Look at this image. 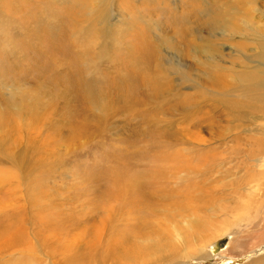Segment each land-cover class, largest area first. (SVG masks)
<instances>
[{
	"label": "rangeland",
	"instance_id": "1",
	"mask_svg": "<svg viewBox=\"0 0 264 264\" xmlns=\"http://www.w3.org/2000/svg\"><path fill=\"white\" fill-rule=\"evenodd\" d=\"M137 66L159 81L144 93L116 81ZM263 83L264 0H0V264L264 257V194L240 196L262 121L229 132L233 104ZM115 88L129 110L81 98Z\"/></svg>",
	"mask_w": 264,
	"mask_h": 264
},
{
	"label": "bare ground",
	"instance_id": "2",
	"mask_svg": "<svg viewBox=\"0 0 264 264\" xmlns=\"http://www.w3.org/2000/svg\"><path fill=\"white\" fill-rule=\"evenodd\" d=\"M46 23V22H45ZM41 25V24H40ZM52 25V24H51ZM50 25V26H51ZM46 26V25H44ZM48 26V25H47ZM49 27V26H48ZM77 28V27H76ZM72 29V28H71ZM75 29V28H74ZM73 30V29H72ZM84 31V32H83ZM72 32V31H71ZM74 32V31H73ZM83 33H85V30H82ZM87 32V31H86ZM81 33V32H79ZM71 34V33H70ZM73 34V33H72ZM71 34V35H72ZM74 35V34H73ZM72 35V36H73ZM91 35V34H90ZM80 37V35H78ZM86 36V35H85ZM76 37V35H75ZM88 37V35L86 36ZM90 37V36H89ZM74 38V37H72ZM91 38V37H90ZM76 39V38H74ZM79 39V38H78ZM82 42V40H81ZM89 42V41H88ZM77 43V42H76ZM91 43V42H90ZM84 44V43H83ZM81 44V45H83ZM86 44H87V41H86ZM74 45V44H73ZM73 48V47H72ZM79 48V47H78ZM83 48V47H82ZM85 48V47H84ZM84 48L82 50H84ZM90 48V47H89ZM91 50V49H90ZM76 51V50H75ZM84 53V52H82ZM152 54V53H151ZM95 57L96 54L94 53ZM145 57V56H144ZM78 58V57H77ZM156 58V56H155ZM158 58V57H157ZM150 57L146 55V60H149ZM134 61V60H133ZM65 62V61H64ZM78 62V59L74 62L75 64ZM84 62V61H83ZM63 63V62H62ZM86 64V63H85ZM133 64V63H132ZM61 65V64H60ZM135 65V63H134ZM137 65V64H136ZM131 66V65H130ZM86 67V66H85ZM77 69H79L77 67ZM85 69V68H84ZM151 71V70H150ZM148 68L144 67H139L137 66V69L135 68V70H133L132 72L130 73H127L125 74L126 72H124L123 74L124 75H121L119 78L116 79V81H122V80H134L136 81L138 84L136 86V89H135V93H144V91H146L145 89L148 88V86H152L149 84V82H156L157 80L155 79L156 75H154V73H151ZM123 72V71H122ZM121 74V73H120ZM119 74V75H120ZM54 76V75H53ZM87 77V75H85ZM159 77V75H158ZM157 77V78H158ZM160 79V78H159ZM163 79V78H162ZM82 80H77L75 81L74 80V84H78V82H80ZM61 82V81H60ZM69 83L73 84L72 81H68ZM159 82V81H157ZM68 83V84H69ZM73 84V85H74ZM85 87V86H84ZM108 86L105 87V89L107 88ZM113 87V86H111ZM263 87H264V83H263ZM72 87L69 88V90L71 89ZM151 88V87H150ZM158 88V87H157ZM66 88H64L65 90ZM68 89V88H67ZM159 90V89H158ZM158 90L155 89V87H152V89L150 90L152 92V95L155 96L157 93H158ZM104 94L100 95V91H91V92H88L87 90H82L81 92V95H82V100L85 101V103L89 106H91L92 108V111L93 112H98V113H102V114H106V110H107V106H105L106 104H101L100 103V100L104 97L105 100H107V104L109 105L110 102H111V98L113 99L114 102L116 103H122V106L125 107L127 110H129V108H131V104H132V101L133 99H130V97H133L134 95H123V93L118 90L117 88H115L114 90L112 89H107V90H104ZM114 93L116 95H114ZM93 95H97V98L94 97ZM152 95H141V100L139 102V104H142L144 106H148L146 104L149 103L150 101V96ZM102 96V98H101ZM94 97V98H93ZM111 97V98H110ZM158 97V96H157ZM155 98V97H153ZM151 98V100L153 99ZM247 100L245 101L244 99V102L243 105H240L238 103H235L233 104L232 108L235 109V110H238L236 113L233 111H231V113L229 114L230 116V122L233 124V127L229 130L230 131H235L236 129L239 128V126H235L234 124H240L243 120H250V119H257L259 121H262L261 125H260V129L259 130V133L257 134V136H254V137H248L247 138V142L249 143V145H251V153L254 155V159H252V162L255 164V161L258 160L259 163V166L257 168H255V174L252 177H247L245 176V178L242 180V183H244V185H246V187H242L244 189V191H246V194H241L240 196L241 197H245V196H248V195H256L257 196H260L262 194H264V95H247ZM162 100V99H161ZM104 102V100H103ZM162 103V102H161ZM136 105V104H135ZM150 105V104H149ZM153 105V104H152ZM156 105V104H155ZM242 108V111L240 110ZM88 110H86V112L83 114V117L81 119V124H82V127H84L86 129V121L90 116V111L87 112ZM146 111V109H145ZM146 114H148L147 112H145ZM150 113V112H149ZM96 114V113H95ZM95 114H91V115H94ZM98 115V114H97ZM93 117V116H92ZM3 119V117H2ZM98 120V119H97ZM256 121V120H255ZM144 122H150V120L145 116V121ZM252 122V121H251ZM260 123V122H259ZM154 124V123H153ZM231 124V125H232ZM250 124V123H249ZM253 125V123H252ZM157 126V125H155ZM253 127V126H252ZM244 129V128H243ZM155 130V129H154ZM257 130V129H256ZM257 130V131H258ZM243 131V130H242ZM157 132H158V129H157ZM238 132H240L238 130ZM237 132V133H238ZM232 133V132H231ZM236 133V132H234ZM159 134V133H158ZM164 134V132H163ZM162 134V135H163ZM241 135V134H240ZM162 139H164V136H162ZM238 140V139H237ZM240 143V142H239ZM246 148V147H245ZM234 150V149H233ZM237 152V151H236ZM237 154V153H236ZM247 154V153H246ZM255 155H257L256 157H259V159H256L255 158ZM218 156V155H217ZM247 158V157H246ZM248 159V158H247ZM161 160V159H160ZM159 160V161H160ZM249 160H250V157H249ZM251 167H249V170H251L255 165H252L250 164ZM113 168V167H112ZM110 168V170L107 172L108 174L106 175V177H117L119 174H120V177L122 175L121 171H124V170H121L119 171V169H116L115 167L112 169ZM162 170L163 169H158L156 168L155 169V172H157V175H160L162 174ZM248 170V171H249ZM124 174H125V171H124ZM155 174V173H154ZM124 176V175H123ZM158 180V179H157ZM161 180V179H160ZM152 181V180H151ZM131 183V182H130ZM135 186V185H134ZM122 193V191H120ZM240 196H237V197H240ZM233 209H235L237 206H234L232 205ZM232 210V209H231ZM197 218V217H196ZM195 220V219H194ZM194 223V222H193ZM192 223V225H193ZM199 225V224H198ZM263 225L264 227V222L262 224H256L255 228L259 227ZM254 227V225H252ZM198 227V226H197ZM194 229V228H193ZM238 233V232H237ZM232 234H236V232H233V233H230V237H228V240L227 242L225 243V247L223 249H226V247L228 248L229 246L235 244V245H238L240 244V236L238 237H234ZM163 235H165V233H163ZM161 236V235H160ZM159 236V237H160ZM163 237H161L160 241L162 240ZM165 239V237H164ZM260 239H263L262 240V243L264 244V236H261ZM167 240V239H166ZM165 242V240H164ZM168 242V241H167ZM221 242V241H220ZM219 242V243H220ZM160 243V242H159ZM170 244V243H169ZM198 245V244H197ZM218 243H215L214 246L212 247V253L211 254H214L215 252H218L221 248H218ZM201 246V245H200ZM209 246V245H208ZM154 247V246H153ZM160 247V245H159ZM174 247V245H173ZM177 247V245L175 246ZM174 247V248H175ZM218 248V249H217ZM238 248V247H236ZM175 249H172V252H174ZM160 251V249H159ZM222 251V250H221ZM254 252V251H253ZM137 253V252H136ZM171 253V251H170ZM203 253V252H202ZM138 254V253H137ZM137 256V255H136ZM170 256V255H168ZM172 257V255H171ZM125 258V257H124ZM123 258V259H124ZM127 258V257H126ZM129 260H126L127 264L128 263H132L134 262L135 260V257H130L128 258ZM137 262V261H136ZM135 262V263H136ZM158 262V261H157ZM156 262V263H157ZM15 264H20L18 261L15 262ZM27 264V263H26ZM153 264V263H152ZM248 264H264V257H258V259L254 262H250Z\"/></svg>",
	"mask_w": 264,
	"mask_h": 264
}]
</instances>
